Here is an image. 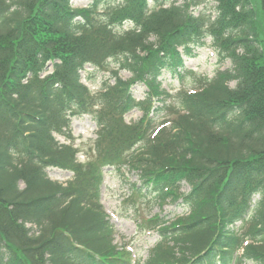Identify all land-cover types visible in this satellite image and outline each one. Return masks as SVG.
Returning a JSON list of instances; mask_svg holds the SVG:
<instances>
[{
  "label": "trees",
  "instance_id": "16d2710c",
  "mask_svg": "<svg viewBox=\"0 0 264 264\" xmlns=\"http://www.w3.org/2000/svg\"><path fill=\"white\" fill-rule=\"evenodd\" d=\"M148 1L97 13L100 0L80 9L70 0H0V264H132L99 202L106 166L135 171L161 200L190 211L143 219L160 240L141 264H264V0H216L212 18L193 14L196 0ZM206 37L231 68L199 76L192 90L162 89V70L183 65L178 49L191 55ZM87 63L110 70L113 83L91 92L79 81ZM139 82L147 90L136 101ZM133 109L142 116L126 123ZM84 113L97 129L80 163L69 127ZM48 167L73 177L62 185Z\"/></svg>",
  "mask_w": 264,
  "mask_h": 264
},
{
  "label": "rangeland",
  "instance_id": "374dc122",
  "mask_svg": "<svg viewBox=\"0 0 264 264\" xmlns=\"http://www.w3.org/2000/svg\"><path fill=\"white\" fill-rule=\"evenodd\" d=\"M91 0H72V7H83ZM113 0H103L104 3L112 2ZM171 1V0H170ZM199 0V3L193 7V12L197 15L201 12L214 15L215 2L203 3ZM206 5V6H205ZM126 27L130 24H125ZM263 56L261 62L264 63V45L262 46ZM194 55L190 57H184V67L181 72L193 69L197 74H205L208 77L214 75L217 70H223L231 67L228 60L219 62L217 52L211 45V39L206 38L205 44L202 47L194 48ZM113 65V64H111ZM50 70V67H47ZM183 73H180L183 75ZM109 71L97 70L94 67L85 65L80 71V78L91 90L95 91L99 88L102 80L107 78ZM119 75L123 78L130 76L126 70H120ZM162 87L170 92L176 91L180 87L189 88L192 83V76L183 75V77L177 76L175 73L163 72L160 77ZM233 85V83H231ZM146 88L144 85L138 84L132 88L133 96L136 99L143 98ZM141 116V112L133 110L125 115L126 121H133ZM95 126L90 116L84 115L80 117H74L71 120V135L74 137L75 145L80 143L89 142L94 139ZM56 139L62 143L67 140L62 135H55ZM79 160L83 161L84 157L78 154ZM127 170V169H126ZM47 174L50 178L58 180L61 183H66L72 176L69 171L58 170L54 168H48ZM136 180V174L134 172H125L121 174L115 169L106 168L103 174V182L100 191V201L104 210L108 214L110 221L114 228V237L117 245H126L131 251V255L134 261L143 260L146 258L149 249L154 245L157 240V232L151 229L141 230L137 228V225L143 218L150 217L154 214H160L166 218H170L176 214L181 215L187 212V209L182 208L181 205L170 201L164 204L159 203L157 195L151 191L142 190L143 196H134V200H127V197L131 191L130 184ZM183 190H187L188 187L184 186ZM258 196L254 197L257 200ZM246 264H252L247 262Z\"/></svg>",
  "mask_w": 264,
  "mask_h": 264
}]
</instances>
